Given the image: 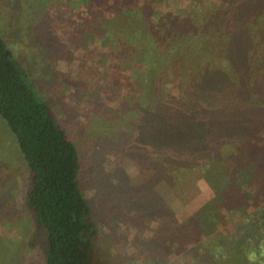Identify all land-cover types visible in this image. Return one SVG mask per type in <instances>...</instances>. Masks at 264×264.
Here are the masks:
<instances>
[{
	"label": "trees",
	"instance_id": "1",
	"mask_svg": "<svg viewBox=\"0 0 264 264\" xmlns=\"http://www.w3.org/2000/svg\"><path fill=\"white\" fill-rule=\"evenodd\" d=\"M91 1L78 2L85 17L94 18L84 26L85 47L97 37L111 51L119 42L130 47L128 61L117 69L120 103L127 97L132 108L118 125L123 129L117 128L126 129L124 153L142 166L151 185L174 186L198 170L211 190L192 218L179 221L171 213L155 235L170 243L189 239L194 247L186 254L199 256V264L261 262L250 257L264 258V96L256 99L252 70L231 57L234 37L217 39L216 28L185 19L176 8L154 20L145 3L116 11L91 10ZM215 75L227 84L214 85ZM35 82L0 36V117L29 171L26 201L45 242L44 262L92 264L99 230L81 187L80 155ZM140 180L141 192L153 199L133 196L132 205L157 212L159 185ZM230 221L234 232L225 234L221 227ZM133 222L140 225L135 217Z\"/></svg>",
	"mask_w": 264,
	"mask_h": 264
},
{
	"label": "rangeland",
	"instance_id": "2",
	"mask_svg": "<svg viewBox=\"0 0 264 264\" xmlns=\"http://www.w3.org/2000/svg\"><path fill=\"white\" fill-rule=\"evenodd\" d=\"M78 2L0 0V36L33 72L38 91L78 149L81 187L99 230L92 264H199V256L186 254L194 247L189 239L170 243L155 233L171 213L179 221L192 218L209 201L211 190L202 173L193 170L174 186L165 187L157 179L153 182L160 191L154 195L161 205L157 212L132 205L133 196L136 201L153 197L141 192L140 178L145 177L147 185L151 178L124 153L129 149L122 136L126 129L118 130L132 112L127 97L120 103L122 77L117 72L128 61L130 47L119 42L111 51L97 37L86 48L89 35L84 26L92 25L94 18H86L85 7ZM131 2L148 4L149 10L154 9V20L176 8L185 19L200 18L206 21V28H216L217 39L233 36L230 46L235 55L231 57L245 68L242 70H252L250 91L256 99L263 98L264 0H92L87 7L127 10ZM71 45L75 46L72 50ZM175 69L171 63L170 76ZM217 76L211 80L214 85L227 84ZM108 121L113 125H105ZM28 181L29 171L15 138L0 117V264H45V242L27 206ZM232 226L230 221L221 229L233 233ZM250 258L262 259L257 264H264L262 256Z\"/></svg>",
	"mask_w": 264,
	"mask_h": 264
}]
</instances>
